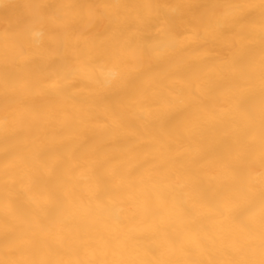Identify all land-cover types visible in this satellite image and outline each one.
<instances>
[{
  "label": "bare ground",
  "instance_id": "6f19581e",
  "mask_svg": "<svg viewBox=\"0 0 264 264\" xmlns=\"http://www.w3.org/2000/svg\"><path fill=\"white\" fill-rule=\"evenodd\" d=\"M262 3L0 0V264L258 261Z\"/></svg>",
  "mask_w": 264,
  "mask_h": 264
},
{
  "label": "snow or ice",
  "instance_id": "6c2138e0",
  "mask_svg": "<svg viewBox=\"0 0 264 264\" xmlns=\"http://www.w3.org/2000/svg\"><path fill=\"white\" fill-rule=\"evenodd\" d=\"M36 7L39 9L40 5L37 4ZM261 8L264 9V3L261 4ZM103 15V13H101ZM62 19V18H58ZM262 24H264V11H262ZM259 41L261 45V86H262V91H264V26H262L260 34H259ZM250 64L251 61H248L245 63L242 59L236 61V66L239 68L240 72L242 75L246 77H251V72H250ZM242 115H244L247 119L251 120L253 119V114L250 111L242 109ZM250 134V130H249ZM261 143L264 145V101H262L261 104ZM213 207L216 205L213 203ZM240 224L243 228L251 231L252 230V225L248 221H240ZM236 252H240V249L234 250ZM251 251H254L252 249ZM231 254V253H230ZM259 254H260V259L253 260V259H247L243 258H237L233 259L227 262V264H264V211H262L261 216H260V221H259ZM246 255V253H245ZM30 264H45V262H40V261H34L30 262ZM190 264H201L199 261H191Z\"/></svg>",
  "mask_w": 264,
  "mask_h": 264
}]
</instances>
